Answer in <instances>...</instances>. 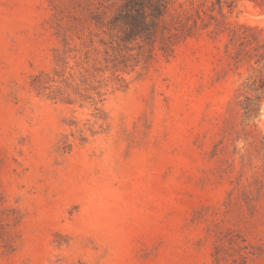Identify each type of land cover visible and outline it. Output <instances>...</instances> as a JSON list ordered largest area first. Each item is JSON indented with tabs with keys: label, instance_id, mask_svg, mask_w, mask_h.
Masks as SVG:
<instances>
[{
	"label": "rangeland",
	"instance_id": "rangeland-1",
	"mask_svg": "<svg viewBox=\"0 0 264 264\" xmlns=\"http://www.w3.org/2000/svg\"><path fill=\"white\" fill-rule=\"evenodd\" d=\"M227 1L150 55L121 0H0V264H264V2Z\"/></svg>",
	"mask_w": 264,
	"mask_h": 264
},
{
	"label": "trees",
	"instance_id": "trees-1",
	"mask_svg": "<svg viewBox=\"0 0 264 264\" xmlns=\"http://www.w3.org/2000/svg\"><path fill=\"white\" fill-rule=\"evenodd\" d=\"M232 6L227 0H121L108 22L98 20V26L112 37L120 54L122 46L132 43L147 48L150 55L156 47L168 54L207 27L209 19H217L216 12L224 16L225 7Z\"/></svg>",
	"mask_w": 264,
	"mask_h": 264
}]
</instances>
